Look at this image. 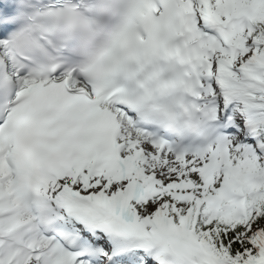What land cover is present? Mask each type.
Here are the masks:
<instances>
[{"label":"snow or ice","instance_id":"1","mask_svg":"<svg viewBox=\"0 0 264 264\" xmlns=\"http://www.w3.org/2000/svg\"><path fill=\"white\" fill-rule=\"evenodd\" d=\"M0 264H264V0H0Z\"/></svg>","mask_w":264,"mask_h":264}]
</instances>
